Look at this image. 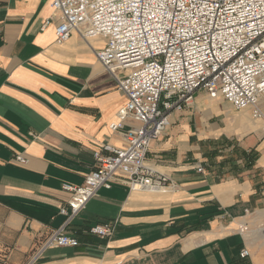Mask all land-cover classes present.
Wrapping results in <instances>:
<instances>
[{"label": "crops", "instance_id": "1", "mask_svg": "<svg viewBox=\"0 0 264 264\" xmlns=\"http://www.w3.org/2000/svg\"><path fill=\"white\" fill-rule=\"evenodd\" d=\"M55 15L52 0H0V254L8 264H264V120L204 90L170 114L147 153L171 188L131 190L120 177L68 222L63 184H83L94 151L123 146L135 122L110 128L127 97L96 56L106 40L74 31L58 43L55 21L46 24ZM103 223L113 226L109 236L90 232ZM61 228L79 244L38 254Z\"/></svg>", "mask_w": 264, "mask_h": 264}, {"label": "built area", "instance_id": "2", "mask_svg": "<svg viewBox=\"0 0 264 264\" xmlns=\"http://www.w3.org/2000/svg\"><path fill=\"white\" fill-rule=\"evenodd\" d=\"M52 5L56 15L46 24L55 21L58 43L74 31L86 40H106L96 56L127 97L110 128L135 122L125 130L123 146L106 143L94 151L95 166L83 184H63L72 194L61 208L68 222L120 177L131 190L171 188L170 177L148 166L146 156L170 125V114L197 91L221 96L237 110L252 108L264 120V0H52ZM16 159L27 162L22 154ZM112 231L111 223L90 228L102 237ZM78 244L61 228L37 253ZM0 264H8L5 254Z\"/></svg>", "mask_w": 264, "mask_h": 264}]
</instances>
